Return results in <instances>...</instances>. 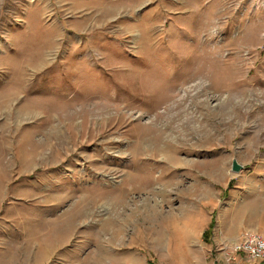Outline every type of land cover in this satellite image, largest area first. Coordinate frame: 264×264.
Returning a JSON list of instances; mask_svg holds the SVG:
<instances>
[{
	"label": "rangeland",
	"instance_id": "rangeland-1",
	"mask_svg": "<svg viewBox=\"0 0 264 264\" xmlns=\"http://www.w3.org/2000/svg\"><path fill=\"white\" fill-rule=\"evenodd\" d=\"M254 236L264 0H0V264H264Z\"/></svg>",
	"mask_w": 264,
	"mask_h": 264
},
{
	"label": "built area",
	"instance_id": "built-area-1",
	"mask_svg": "<svg viewBox=\"0 0 264 264\" xmlns=\"http://www.w3.org/2000/svg\"><path fill=\"white\" fill-rule=\"evenodd\" d=\"M236 251H243L254 260L264 259V237L254 236L236 247Z\"/></svg>",
	"mask_w": 264,
	"mask_h": 264
},
{
	"label": "water",
	"instance_id": "water-1",
	"mask_svg": "<svg viewBox=\"0 0 264 264\" xmlns=\"http://www.w3.org/2000/svg\"><path fill=\"white\" fill-rule=\"evenodd\" d=\"M242 168L243 167L241 165H239L236 160L233 161V164H232L233 172H236V173L240 172L242 170Z\"/></svg>",
	"mask_w": 264,
	"mask_h": 264
}]
</instances>
